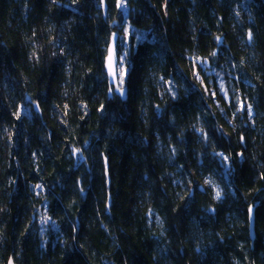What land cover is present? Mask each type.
Returning a JSON list of instances; mask_svg holds the SVG:
<instances>
[{"label":"trees","instance_id":"obj_1","mask_svg":"<svg viewBox=\"0 0 264 264\" xmlns=\"http://www.w3.org/2000/svg\"><path fill=\"white\" fill-rule=\"evenodd\" d=\"M104 2L0 0V264H264V0Z\"/></svg>","mask_w":264,"mask_h":264},{"label":"water","instance_id":"obj_2","mask_svg":"<svg viewBox=\"0 0 264 264\" xmlns=\"http://www.w3.org/2000/svg\"><path fill=\"white\" fill-rule=\"evenodd\" d=\"M102 2V11L104 16L106 15V5L104 0H101ZM117 37L114 35L109 43L108 49H107V56L105 58L104 63V69L105 74L108 80V85L110 88L114 89L115 94L121 99H126V90L120 87L119 84V77H118V54H117ZM112 50V58L111 62H109V50ZM206 67H208V64L206 62ZM112 92H109V98H111ZM253 216H250V232L253 233ZM7 264H13V261L10 259Z\"/></svg>","mask_w":264,"mask_h":264},{"label":"rangeland","instance_id":"obj_3","mask_svg":"<svg viewBox=\"0 0 264 264\" xmlns=\"http://www.w3.org/2000/svg\"><path fill=\"white\" fill-rule=\"evenodd\" d=\"M120 6H122L121 3H120ZM121 44L123 45V50H125V47L127 46V41L123 39L121 40ZM123 50H122V53L118 55V77H119V84L121 88H123V83H124L126 73H127V58Z\"/></svg>","mask_w":264,"mask_h":264},{"label":"snow or ice","instance_id":"obj_4","mask_svg":"<svg viewBox=\"0 0 264 264\" xmlns=\"http://www.w3.org/2000/svg\"><path fill=\"white\" fill-rule=\"evenodd\" d=\"M249 37L251 38V34H249ZM111 58H112V50L110 49V50H109V62H111ZM222 87H223V86H222ZM249 115H251V110H250V109H249ZM225 159H227V158H225ZM37 187H39V185H37ZM216 195H217V197H219L220 193L217 192ZM250 211H251V210H250Z\"/></svg>","mask_w":264,"mask_h":264}]
</instances>
